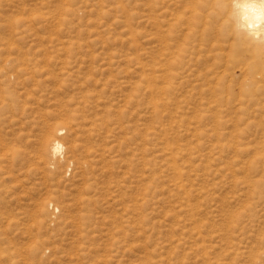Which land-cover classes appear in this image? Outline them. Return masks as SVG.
<instances>
[{"label": "rangeland", "instance_id": "rangeland-1", "mask_svg": "<svg viewBox=\"0 0 264 264\" xmlns=\"http://www.w3.org/2000/svg\"><path fill=\"white\" fill-rule=\"evenodd\" d=\"M154 17L0 0V264H264V107Z\"/></svg>", "mask_w": 264, "mask_h": 264}, {"label": "bare ground", "instance_id": "bare-ground-1", "mask_svg": "<svg viewBox=\"0 0 264 264\" xmlns=\"http://www.w3.org/2000/svg\"><path fill=\"white\" fill-rule=\"evenodd\" d=\"M260 2L154 0L158 41L168 43L176 32H180L179 43L191 44L199 49L197 60L206 64V70L199 73L208 90L213 93L219 90L231 101L235 97L239 103L237 109L243 111L251 104L264 107V43L259 40L260 33H256L261 23L258 11H245L237 5ZM253 33H256V39L252 38ZM220 101L222 99L216 100L218 104ZM49 134L44 139L45 145L50 142ZM62 148L60 142H55L54 154Z\"/></svg>", "mask_w": 264, "mask_h": 264}, {"label": "clouds", "instance_id": "clouds-1", "mask_svg": "<svg viewBox=\"0 0 264 264\" xmlns=\"http://www.w3.org/2000/svg\"><path fill=\"white\" fill-rule=\"evenodd\" d=\"M238 8L243 9L245 11L251 9L258 11L260 18V27L256 29V33H260L259 40L264 43V0H261L259 4L256 3H244L241 5H237ZM256 33H253L252 38L256 39Z\"/></svg>", "mask_w": 264, "mask_h": 264}]
</instances>
